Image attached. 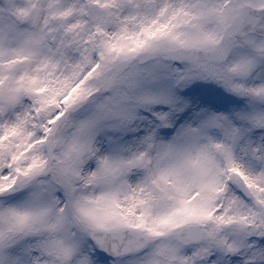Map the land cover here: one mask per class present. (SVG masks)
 I'll list each match as a JSON object with an SVG mask.
<instances>
[{
  "label": "snow or ice",
  "instance_id": "obj_1",
  "mask_svg": "<svg viewBox=\"0 0 264 264\" xmlns=\"http://www.w3.org/2000/svg\"><path fill=\"white\" fill-rule=\"evenodd\" d=\"M0 264H264V0H0Z\"/></svg>",
  "mask_w": 264,
  "mask_h": 264
}]
</instances>
